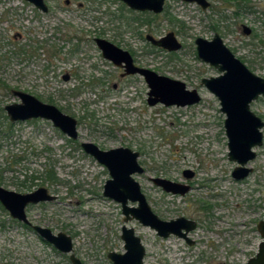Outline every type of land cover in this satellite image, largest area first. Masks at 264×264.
Wrapping results in <instances>:
<instances>
[{
    "label": "rangeland",
    "instance_id": "rangeland-1",
    "mask_svg": "<svg viewBox=\"0 0 264 264\" xmlns=\"http://www.w3.org/2000/svg\"><path fill=\"white\" fill-rule=\"evenodd\" d=\"M252 1L253 11L236 15L231 8H214L217 0H210L208 10L166 0L164 11L155 15L132 10L121 0H70L69 5L46 0L48 13L24 0H0V184L22 193L45 187L56 195L29 206L28 217L54 234L69 235L71 253L82 264H114L108 254L125 252L123 225L142 238L145 264H247L257 253L262 240L257 224L264 219V145L256 148L254 173L235 180L225 115L201 83L219 71L198 57L195 43L197 37L212 39L219 33L237 57L264 77V0ZM242 24L252 29L250 35L243 34ZM171 31L182 43L179 51L146 40L147 34L159 38ZM95 37L130 51L137 65L198 89L201 101L149 105L144 77L122 78L120 69L102 56ZM66 73L74 77L64 80ZM13 90L77 118L79 139H70L48 120L11 122L5 106L20 102ZM251 108L264 119V98ZM87 140L106 149L139 151L145 172L135 178L152 209L164 219L196 220L191 237L198 243L164 239L137 220L125 222L121 204L103 195L110 174L84 152L81 142ZM185 170L194 176L187 179ZM49 174L56 179H48ZM153 177L192 183V190L174 196ZM71 253L22 226L0 203V264H73Z\"/></svg>",
    "mask_w": 264,
    "mask_h": 264
},
{
    "label": "water",
    "instance_id": "water-1",
    "mask_svg": "<svg viewBox=\"0 0 264 264\" xmlns=\"http://www.w3.org/2000/svg\"><path fill=\"white\" fill-rule=\"evenodd\" d=\"M38 10L45 13L49 10L45 0H26ZM130 9L137 11H152L156 14L163 12L165 0H121ZM188 3H197L203 10L210 5L208 0H182ZM245 32H251L248 26ZM146 39L152 45L162 47L170 52L179 51L182 43L175 32L156 38L151 34ZM98 47L103 56L116 65L126 69L125 74H140L144 77L148 87V103L156 105L162 103L165 106H187L196 104L201 100L197 89H188L185 82L160 74L152 69L135 65L134 59L128 50H125L112 42L96 38ZM197 54L200 59L216 67L221 74L209 78H203L201 83L214 93L221 105V111L226 114L225 129L229 138V158L238 163L234 170L236 178H243L252 169L244 168L250 160L256 157L254 148L263 144L264 121L251 110V102L264 96V78L253 73L234 53L227 47L219 34H215L212 40L197 37L195 40ZM124 64V65H123ZM68 77L64 79L67 80ZM13 94L19 97L20 102L7 104L5 110L11 122L25 121L34 118L51 120L55 127L59 128L67 136L78 138L77 120L73 116L64 113L56 105L45 103L36 96L21 90H14ZM86 152L92 154L100 163L104 164L110 178L104 186V195L119 202L122 207L124 221L137 220L143 226L155 230L159 236H168L174 233L187 238V232L195 227V222L184 217L175 220H162L151 208L145 194L141 190L140 183L133 177L142 173L144 168L139 164V152L129 147H118L110 150H102L93 142H83ZM188 173V172H186ZM192 175H188L189 177ZM158 186L174 194H185L189 187L160 177L152 178ZM57 198L50 194L48 189L40 187L29 193H20L6 189L0 185V202L10 212L13 218L30 223L26 206L30 203L52 201ZM129 202L137 203L131 206ZM34 229L48 242L53 243L63 252H71L73 249L72 238L66 233L53 234L49 228L34 225ZM187 232L183 233L182 229ZM259 230L263 241L259 246L256 256L250 258L247 264H264V220L259 224ZM121 237L124 241L125 252L111 251L108 257L114 264H145L146 248L133 227L122 226ZM188 239V238H187ZM73 264H82L74 254L71 255Z\"/></svg>",
    "mask_w": 264,
    "mask_h": 264
},
{
    "label": "flooded vegetation",
    "instance_id": "flooded-vegetation-1",
    "mask_svg": "<svg viewBox=\"0 0 264 264\" xmlns=\"http://www.w3.org/2000/svg\"><path fill=\"white\" fill-rule=\"evenodd\" d=\"M24 1H26V0H24ZM180 1H182V0H180ZM209 2H210V0H208ZM26 2H28V1H26ZM45 2H46V0H45ZM165 2H166V0H165ZM182 2H184V1H182ZM29 3V2H28ZM124 3V2H123ZM185 3H188V2H185ZM218 3V2H217ZM31 4V3H30ZM46 4L48 5V3L46 2ZM66 4H70V0H66ZM125 4V3H124ZM194 4H197V3H194ZM33 5V4H32ZM126 5V4H125ZM198 6H200L199 4H197ZM34 6V5H33ZM79 6L81 7L82 6V3H80L79 4ZM212 6V3L210 2V5H209V7L207 8V10L210 8ZM219 6H223L221 3H218L217 4V6L215 5L214 6V8L215 7H219ZM35 7V6H34ZM201 7V6H200ZM225 9H227V8H231V9H233L234 10V12H235V14L236 15H240V14H244V12L243 11H241V10H236V9H234L233 7H231V6H229V5H225V6H223ZM36 8V7H35ZM48 8H49V5H48ZM164 8H165V5H164ZM202 8V7H201ZM37 9V8H36ZM203 9V8H202ZM38 10V9H37ZM133 10V9H132ZM219 10V9H218ZM40 11V10H39ZM137 11V10H136ZM164 11V10H163ZM49 12V10L47 11V12H45V13H48ZM142 12H151V13H154V12H152V11H149V10H147V11H142ZM162 13V12H161ZM155 15H158V14H156V13H154ZM160 14V13H159ZM214 26L216 27H214V29L215 30H218L217 29V24H214ZM244 26H248V25H246V24H242L241 25V30H242V32H243V34H245V35H250L251 33H252V29L250 28V30H251V32L249 33V34H247L245 31V27ZM216 34H219V33H216ZM220 35V34H219ZM215 36V35H214ZM155 37V36H154ZM96 38H103V37H95L94 38V41H95V43H96V45H97V47H98V44H97V42H96ZM160 38V37H159ZM222 38V37H221ZM103 39H106V38H103ZM213 39V38H212ZM212 39H209V40H212ZM223 39V38H222ZM106 40H108V39H106ZM147 40V39H146ZM109 41V40H108ZM148 41V40H147ZM224 41V40H223ZM110 42H112V41H110ZM113 44H115L114 42H112ZM151 43V42H150ZM225 43V42H224ZM116 45V44H115ZM226 45V44H225ZM118 46V45H117ZM155 46V45H154ZM227 46V45H226ZM120 47V46H119ZM156 47H158V46H156ZM197 47V46H196ZM228 47V46H227ZM160 48H162V47H160ZM98 49L101 51V54H102V56H103V52H102V50L98 47ZM164 49V48H163ZM78 49H77V47L72 51L71 50V52H73V53H75V51H77ZM126 50V49H125ZM231 50V49H230ZM232 51V50H231ZM130 52V51H129ZM170 52V51H169ZM233 52V51H232ZM131 53V52H130ZM131 55H132V57H133V59H134V56H133V54L131 53ZM235 55V54H234ZM236 56V55H235ZM104 57V56H103ZM237 57V56H236ZM105 58V57H104ZM238 59H240L239 57H237ZM107 59V58H106ZM107 60H109V59H107ZM241 60V59H240ZM109 61H111V60H109ZM242 61V60H241ZM112 62V61H111ZM243 62V61H242ZM114 65H116L114 62H112ZM134 63H135V65H137L136 64V62H135V60H134ZM244 63V62H243ZM245 64V63H244ZM124 65V64H123ZM246 65V64H245ZM117 67H118V69H120V75H121V77L122 78H127V77H130V76H133V75H136V74H125L126 73V69L123 67V66H119V65H116ZM137 66H139V65H137ZM212 66V65H211ZM247 66V65H246ZM139 67H142V66H139ZM214 67V66H213ZM248 67V66H247ZM144 68H146V67H144ZM216 68V67H215ZM249 68V67H248ZM250 69V68H249ZM251 70V69H250ZM219 71V70H218ZM252 71V70H251ZM253 72V71H252ZM254 73V72H253ZM221 74V72L219 71V74L218 75H220ZM256 74V73H255ZM138 75H140V74H138ZM217 75V76H218ZM256 75H258V74H256ZM260 76V75H259ZM64 78L65 77H68L67 78V81H69L70 79H72L73 77H74V74H71V73H66L64 76H63ZM211 77H213V76H211ZM261 77H263V76H261ZM204 78H209V77H204ZM264 78V77H263ZM203 79V78H202ZM65 80V79H64ZM100 82L102 83L103 81L100 79ZM149 88V87H148ZM208 89V88H207ZM198 90V89H197ZM209 90V89H208ZM14 91V90H13ZM12 91V92H13ZM210 91V90H209ZM149 92V91H148ZM211 92V91H210ZM200 93V92H199ZM212 93V92H211ZM214 94V93H213ZM215 95V94H214ZM200 96H201V94H200ZM216 96V95H215ZM217 97V96H216ZM259 98H264V96H259ZM217 99H218V97H217ZM258 99V98H257ZM256 99V100H257ZM219 100V99H218ZM256 100H254V101H256ZM147 101H148V99H147ZM201 101V100H200ZM199 101V102H200ZM254 101H252V102H254ZM198 102V103H199ZM252 102H251V105H252ZM46 103V102H45ZM219 103H220V101H219ZM51 104V103H50ZM149 104V103H148ZM162 104V103H161ZM197 104V103H196ZM54 105V104H53ZM193 105V104H192ZM251 105H250V107H251ZM187 106H190V105H187ZM60 109V108H59ZM61 110V109H60ZM251 110H252V108H251ZM62 111V110H61ZM220 111H221V105H220ZM253 111V110H252ZM222 112V111H221ZM254 112V111H253ZM65 113V112H64ZM223 113V112H222ZM255 113V112H254ZM67 114V113H66ZM224 115H225V119L227 118V116H226V114L225 113H223ZM256 114V113H255ZM257 116H259L258 114H256ZM72 116V115H71ZM74 117V116H73ZM260 118H262L261 116H259ZM75 118V117H74ZM34 119H43V118H34ZM30 120H33V119H30ZM44 120H48V121H51V120H49V119H44ZM76 120H77V129H78V125H79V121H78V119L76 118ZM262 120L264 121V119L262 118ZM25 121H28V120H25ZM17 122H20V121H17ZM52 122V121H51ZM53 123V122H52ZM53 125H54V123H53ZM55 126V125H54ZM224 127H225V120H224ZM59 129V128H58ZM263 129H264V127L261 129L262 130V132H263ZM61 131V130H60ZM62 132V131H61ZM225 132H226V129H225ZM63 133V132H62ZM66 135V134H65ZM67 136V135H66ZM226 136H227V133H226ZM69 137V136H68ZM70 139H72V140H78L79 139V131H78V138H76V139H73V138H71V137H69ZM227 138H228V136H227ZM87 141H89V140H87ZM83 142H86V141H83ZM83 142H81V147L83 148V150H84V152L87 154V155H89V156H91V157H93L98 163H100L92 154H90V153H88V152H86L85 151V149H84V147H83ZM89 142H92V141H89ZM94 143V142H93ZM228 143H229V138H228ZM94 144H96V143H94ZM100 149H102V150H105V151H107V150H110V149H114V148H108V149H106V148H102L101 146H99L98 144H96ZM263 145H264V132H263V144L261 145V146H257V147H255L254 148V151L256 152V157L253 159V160H250L249 162H248V164H246L245 166H244V168H248V169H252L250 172H249V174L247 175V176H245V177H243V178H236L235 176H234V170L239 166L238 165V163L236 162V161H232V160H230V158H229V152H230V149H229V152H228V158H229V160L230 161H232V162H236V165H235V167H234V169L232 170V172H231V175H232V177L235 179V180H245V179H247L252 173H254V170H255V168L251 165V163L253 162V161H255L256 160V158L259 156V154H258V152H257V150H256V148H258V147H263ZM119 147H126V146H119ZM116 148H118V147H116ZM130 148V147H129ZM228 148H229V145H228ZM132 149V148H131ZM133 151H137V150H134V149H132ZM137 152H139V151H137ZM140 157H141V154H140V152H139V157H138V162H139V164L141 165V163H140ZM263 157H264V152H263ZM101 165H103V166H105L104 164H102V163H100ZM142 166V165H141ZM106 167V166H105ZM143 167V166H142ZM144 168V167H143ZM106 169L108 170V168L106 167ZM109 171V170H108ZM145 172V168H144V171L142 172V173H144ZM186 172H188V173H186ZM142 173H137V174H142ZM190 173H192V175L189 177L188 175H190ZM109 174H110V172H109ZM137 174H134L133 175V177L135 178V175H137ZM183 174H184V176L187 178V179H191L193 176H194V172L193 171H191V170H185L184 172H183ZM153 178H157V177H153ZM160 178H163V179H167V180H171V179H169V178H165V177H160ZM109 179V178H108ZM107 179V180H108ZM136 179V178H135ZM152 179V178H151ZM106 180V181H107ZM153 181V180H152ZM171 181H173V182H176V183H180V184H183V185H186V186H188L189 187V190L185 193V194H181V193H177V194H174L173 192H169V191H167V190H165L164 189V187L163 186H160L161 188H162V190L164 191V192H166V193H169V194H172V195H174V196H176V195H181V196H184V195H186L188 192H190L191 190H192V183H183V182H180V181H175V180H171ZM106 183V182H105ZM1 185V184H0ZM2 186V185H1ZM105 186V185H104ZM158 186V185H157ZM4 187V186H3ZM40 188V187H39ZM7 189V188H6ZM38 189V188H37ZM37 189H35V190H37ZM35 190H33V191H35ZM141 190H142V188H141ZM15 191V190H14ZM33 191H29V192H33ZM18 192V191H17ZM29 192H25V193H29ZM143 192V191H142ZM20 193H22V192H20ZM144 193V192H143ZM51 194V193H50ZM145 194V193H144ZM103 195H104V190H103ZM105 196V195H104ZM146 196V195H145ZM107 197V196H106ZM109 198V197H108ZM147 198V197H146ZM114 200V199H113ZM148 200V199H147ZM42 202H47V201H41V202H39V203H42ZM1 203V202H0ZM39 203H30V204H28L27 206H26V214H27V208L29 207V206H32V205H35V204H39ZM148 203H149V201H148ZM2 204V203H1ZM129 204L131 205V206H136L137 205V203H133V202H129ZM150 204V203H149ZM3 205V204H2ZM151 206V205H150ZM206 207V206H205ZM152 208V207H151ZM208 209V207H206V209L205 208H203V210H207ZM153 210V209H152ZM154 211V210H153ZM155 212V211H154ZM10 213V212H9ZM156 213V212H155ZM157 214V213H156ZM158 215V214H157ZM159 216V215H158ZM12 217V216H11ZM160 217V216H159ZM180 217H184V218H186V219H188V220H190V221H194L196 224H195V227L192 229V230H190V231H188L187 232V230H186V228H183L182 229V232L183 233H185V232H187V238L186 237H183V236H180V235H177V234H174V233H170L168 236H166V237H164V236H159L158 234V236L159 237H161V238H164V239H169L170 237H172V236H175V237H177V238H179V239H181V240H183L185 243H187L188 245H190V246H193V245H195V244H197L198 243V241L197 240H195V239H192V237H191V233H192V231H194L197 227H198V223H197V221L196 220H194V219H191V218H188V217H185V216H177V217H175V218H170V219H164V218H162V217H160L162 220H165V221H171V220H175V219H178V218H180ZM13 218V217H12ZM27 218H28V220H29V222L30 223H26V222H24V221H21V220H18V219H16V218H14L18 223H21L22 224V226H25L26 228H31V229H34V225H37V224H34L30 219H29V217H28V214H27ZM262 220H264V219H262ZM262 220H260L259 222H258V224H257V230L259 231V233H260V230H259V224H260V222L262 221ZM150 228V227H149ZM35 230V229H34ZM36 231V230H35ZM155 231V230H154ZM156 232V231H155ZM38 233V232H37ZM53 233V232H52ZM60 233V232H59ZM64 233V232H63ZM39 234V233H38ZM54 234V233H53ZM58 234V233H57ZM137 234V233H136ZM138 235V234H137ZM260 235H261V233H260ZM261 237H262V235H261ZM142 239V238H141ZM262 241H263V238H262V240H261V242L259 243V246H260V244L262 243ZM51 243V242H50ZM54 247H56L53 243H51ZM57 248V247H56ZM58 249V248H57ZM58 250H60V249H58ZM73 250V249H72ZM258 250H259V247H258ZM61 251V250H60ZM63 252V251H62ZM72 252V251H71ZM71 252H68V253H71ZM258 252V251H257ZM67 253V252H66ZM73 253H71L70 254V260H71V255H72ZM257 254V253H256ZM256 254H255V256H256ZM75 255V254H74ZM146 256V255H145ZM183 256H185L184 254H183ZM254 257V256H253ZM78 258V257H77ZM252 258V257H251ZM71 262H72V260H71ZM82 262V261H81ZM73 263V262H72Z\"/></svg>",
    "mask_w": 264,
    "mask_h": 264
},
{
    "label": "trees",
    "instance_id": "trees-1",
    "mask_svg": "<svg viewBox=\"0 0 264 264\" xmlns=\"http://www.w3.org/2000/svg\"><path fill=\"white\" fill-rule=\"evenodd\" d=\"M217 2L221 3L223 6L229 5L234 9L241 10L243 12H251L255 8V3L252 0H217ZM58 51H61V49ZM47 177L52 181L56 179L55 174H49Z\"/></svg>",
    "mask_w": 264,
    "mask_h": 264
}]
</instances>
